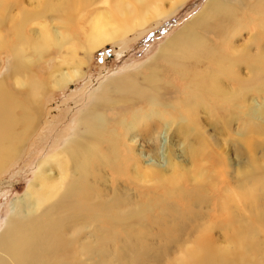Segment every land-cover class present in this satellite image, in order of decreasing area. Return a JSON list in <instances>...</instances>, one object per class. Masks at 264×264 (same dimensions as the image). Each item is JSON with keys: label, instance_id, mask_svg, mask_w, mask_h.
<instances>
[{"label": "bare ground", "instance_id": "1", "mask_svg": "<svg viewBox=\"0 0 264 264\" xmlns=\"http://www.w3.org/2000/svg\"><path fill=\"white\" fill-rule=\"evenodd\" d=\"M184 1L0 0V52L11 57L0 75V172L90 53ZM263 24L264 0H206L138 67L102 81L9 202L0 264H264ZM237 111L247 117L235 121L241 147L231 148L237 166L243 149L248 157L228 180L229 151L209 140L201 114ZM212 150L220 169L205 181ZM165 224L179 229L173 256L142 250Z\"/></svg>", "mask_w": 264, "mask_h": 264}, {"label": "rangeland", "instance_id": "2", "mask_svg": "<svg viewBox=\"0 0 264 264\" xmlns=\"http://www.w3.org/2000/svg\"><path fill=\"white\" fill-rule=\"evenodd\" d=\"M205 1L206 0H185L170 15L152 21L141 29H135L125 38L106 44L95 52L90 53L86 65L82 67L85 73L81 78L63 89L51 91L45 102L46 109L44 111L42 125L38 128V131L32 134L25 142L23 152H21L18 159L0 172V228L6 217L9 202L13 198L22 195L27 183L33 176L37 161L51 152V150H53L52 147L56 146L57 139L62 135L63 130L68 126L70 120L76 114L77 107L83 108L89 105L86 102L90 93L109 76L134 69L148 57L153 55L159 45L164 42L167 37L172 35L201 9ZM240 32L241 35L237 42L243 43L247 37V29H241ZM3 33L5 34V31H3L2 34ZM80 38H82V34ZM211 41L215 42L216 40L211 39ZM10 63V55L2 50L0 52V75H7ZM50 65L51 64H49V66ZM175 89L177 88L175 87ZM178 90L179 89H177V91ZM175 97L176 94L174 95V99ZM75 104H77L76 107ZM243 110L245 111V109ZM60 116L62 118L61 121H57ZM110 117L114 120L113 118L116 117V115L110 114ZM246 117L247 115L240 111L232 114H214L208 117L201 114L206 132L209 135V140L218 142L222 149L229 151L231 164L225 170V175L228 180H233L235 178L237 171L242 169L243 163L246 165L245 160H247L246 157H248L247 151L243 149L241 160L244 157L245 162H241V164H238L239 166L236 165V157L232 152L234 145L241 147L238 140V131L235 128V121H239ZM225 121L229 122V126L223 125ZM217 128H222L223 131H219ZM263 137L264 134L259 136L258 140L261 141ZM190 148L192 152L196 154V157L200 159L203 158L199 145L193 144ZM212 148H215V146L213 145ZM213 151L214 150H212L210 156L209 154L206 155L208 163L206 162L205 164V181L208 180L206 177L208 173L210 176L212 174L214 176L215 171L220 169L219 164L213 161ZM262 155L264 157V153H262ZM260 163L263 164L264 162L260 161ZM211 170H214V173H212ZM229 195L230 192L227 190L225 196ZM223 197L224 193L222 192L221 199ZM141 199L143 202L146 200L144 198ZM243 199H246L245 195ZM239 201H242L241 196ZM184 204L185 203H180V205ZM180 207L179 211L185 214L187 210L182 209L183 206ZM154 216L163 221L159 214H155ZM245 216L247 218L251 217L249 214H245ZM154 227L155 228L149 229L142 250L147 246L155 247L159 251L173 256L175 249L171 247L172 243L168 240L175 238L179 229L176 227L174 229H166V224L165 227ZM132 234L133 231L129 233V236ZM116 237L121 239L123 235L119 232ZM158 250L147 251L150 253L149 259H151V254ZM166 259L167 258L163 260V263Z\"/></svg>", "mask_w": 264, "mask_h": 264}]
</instances>
